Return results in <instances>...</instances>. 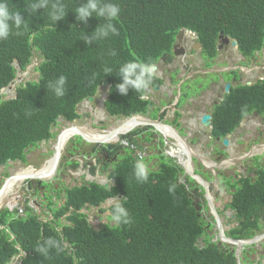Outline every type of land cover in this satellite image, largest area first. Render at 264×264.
Listing matches in <instances>:
<instances>
[{"label":"clouds","instance_id":"1","mask_svg":"<svg viewBox=\"0 0 264 264\" xmlns=\"http://www.w3.org/2000/svg\"><path fill=\"white\" fill-rule=\"evenodd\" d=\"M12 35L29 62L13 60L8 84L0 70V107L40 83L42 49L63 54L67 36L103 63L79 98L66 55L32 120L41 136L18 109L0 131V264H79L86 214L89 264L124 243L137 264H199L211 250L264 264V0H0V42ZM176 197L192 239L185 206L169 221L153 204Z\"/></svg>","mask_w":264,"mask_h":264},{"label":"trees","instance_id":"2","mask_svg":"<svg viewBox=\"0 0 264 264\" xmlns=\"http://www.w3.org/2000/svg\"><path fill=\"white\" fill-rule=\"evenodd\" d=\"M197 21V13L195 12V8L191 6L187 27H192ZM121 32L124 36L127 33V29L122 26ZM65 42L68 45L63 54L59 53L60 46H47L42 49L46 61L40 68L42 73L40 83L29 84L27 88H20L18 100L4 103L0 107V131H3L11 122L14 115L13 111L18 109L17 125L28 128L31 138L41 136L42 129L32 124V120L37 119L39 107L47 95V85L59 73L60 64L64 61L66 55H71L73 63L72 81L79 92V98H82L83 81L89 77L93 69L103 62L96 59V49L94 47H85L81 37L73 38L72 36H67ZM71 43L79 44L71 49ZM25 45L26 41L22 35H12L7 41L0 42V70L7 76V84L15 78V69L12 65L13 60L19 58L23 62V67L29 62V59L22 55ZM50 61H53V63H50ZM153 204L169 221L174 220L185 206L188 217L184 222L181 233L183 237L192 239L193 235L198 232V225L194 220V214L190 208L189 201H182L176 197L170 201L153 200ZM80 228L87 240V244L84 247H76L75 252L78 254L79 259H84L83 261L80 260L79 264H89V260L84 254H92L96 251L98 247V233L94 230L86 216H84ZM174 250L175 247L171 248V256ZM72 264L75 263L73 262ZM96 264H137V262L129 246L124 243L120 246H114L104 255H100ZM199 264H232V256L228 252L211 250L207 252Z\"/></svg>","mask_w":264,"mask_h":264},{"label":"bare ground","instance_id":"3","mask_svg":"<svg viewBox=\"0 0 264 264\" xmlns=\"http://www.w3.org/2000/svg\"><path fill=\"white\" fill-rule=\"evenodd\" d=\"M212 65H214V64H212ZM48 169H50V167H47L46 168V170H48ZM38 188L40 189V191H42L43 193H45V194H50V189H45L44 187H43V185H38ZM86 217H87V219H88V217H89V214H86L85 215ZM88 221H89V219H88ZM90 222V221H89ZM92 225V224H91ZM92 227H93V225H92ZM94 228V227H93ZM94 230L96 231V229L94 228ZM97 232V231H96Z\"/></svg>","mask_w":264,"mask_h":264},{"label":"rangeland","instance_id":"4","mask_svg":"<svg viewBox=\"0 0 264 264\" xmlns=\"http://www.w3.org/2000/svg\"><path fill=\"white\" fill-rule=\"evenodd\" d=\"M31 75V73H29V76ZM43 187L45 188V189H50V186L49 185H43Z\"/></svg>","mask_w":264,"mask_h":264}]
</instances>
